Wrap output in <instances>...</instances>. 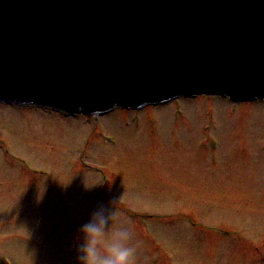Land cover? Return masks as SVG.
<instances>
[{
    "label": "rangeland",
    "instance_id": "obj_1",
    "mask_svg": "<svg viewBox=\"0 0 264 264\" xmlns=\"http://www.w3.org/2000/svg\"><path fill=\"white\" fill-rule=\"evenodd\" d=\"M119 200L136 264H264V101L0 106V264H79L80 226Z\"/></svg>",
    "mask_w": 264,
    "mask_h": 264
},
{
    "label": "water",
    "instance_id": "obj_2",
    "mask_svg": "<svg viewBox=\"0 0 264 264\" xmlns=\"http://www.w3.org/2000/svg\"><path fill=\"white\" fill-rule=\"evenodd\" d=\"M201 95L264 99V0H0V106L101 115Z\"/></svg>",
    "mask_w": 264,
    "mask_h": 264
},
{
    "label": "clouds",
    "instance_id": "obj_3",
    "mask_svg": "<svg viewBox=\"0 0 264 264\" xmlns=\"http://www.w3.org/2000/svg\"><path fill=\"white\" fill-rule=\"evenodd\" d=\"M119 201L101 205L79 230L76 242L79 264H136L140 242L134 225L119 208Z\"/></svg>",
    "mask_w": 264,
    "mask_h": 264
}]
</instances>
